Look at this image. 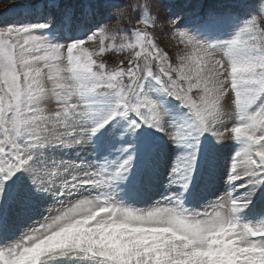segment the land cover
Wrapping results in <instances>:
<instances>
[{
    "label": "snow or ice",
    "instance_id": "snow-or-ice-1",
    "mask_svg": "<svg viewBox=\"0 0 264 264\" xmlns=\"http://www.w3.org/2000/svg\"><path fill=\"white\" fill-rule=\"evenodd\" d=\"M0 264H264V0L0 12Z\"/></svg>",
    "mask_w": 264,
    "mask_h": 264
},
{
    "label": "rangeland",
    "instance_id": "rangeland-1",
    "mask_svg": "<svg viewBox=\"0 0 264 264\" xmlns=\"http://www.w3.org/2000/svg\"><path fill=\"white\" fill-rule=\"evenodd\" d=\"M14 3V0H0V12H4L6 9L11 7V5ZM157 35H158V43L169 52L170 56H172L173 60H175V56L177 53L180 52V48L176 45V42L174 40H170L166 35L160 34V29H157ZM115 63H110V65H113ZM230 110V109H226Z\"/></svg>",
    "mask_w": 264,
    "mask_h": 264
},
{
    "label": "trees",
    "instance_id": "trees-1",
    "mask_svg": "<svg viewBox=\"0 0 264 264\" xmlns=\"http://www.w3.org/2000/svg\"><path fill=\"white\" fill-rule=\"evenodd\" d=\"M105 61L108 63V64H112V63H116L118 62L119 60V57L118 56H114L112 54H109L107 56L104 57Z\"/></svg>",
    "mask_w": 264,
    "mask_h": 264
}]
</instances>
